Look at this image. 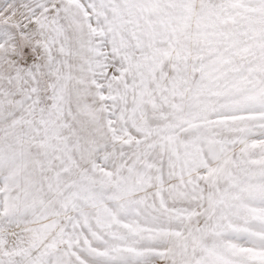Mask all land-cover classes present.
<instances>
[{"label":"snow or ice","instance_id":"obj_1","mask_svg":"<svg viewBox=\"0 0 264 264\" xmlns=\"http://www.w3.org/2000/svg\"><path fill=\"white\" fill-rule=\"evenodd\" d=\"M0 264H264V0H0Z\"/></svg>","mask_w":264,"mask_h":264}]
</instances>
